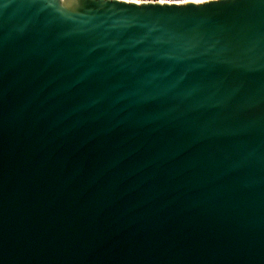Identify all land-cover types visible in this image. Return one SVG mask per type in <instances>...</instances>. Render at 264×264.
<instances>
[{"label": "water", "instance_id": "95a60500", "mask_svg": "<svg viewBox=\"0 0 264 264\" xmlns=\"http://www.w3.org/2000/svg\"><path fill=\"white\" fill-rule=\"evenodd\" d=\"M0 264H264V0H0Z\"/></svg>", "mask_w": 264, "mask_h": 264}, {"label": "built area", "instance_id": "2783aa9c", "mask_svg": "<svg viewBox=\"0 0 264 264\" xmlns=\"http://www.w3.org/2000/svg\"><path fill=\"white\" fill-rule=\"evenodd\" d=\"M128 1H133V2H138V1H169V2H177V1H185V0H128Z\"/></svg>", "mask_w": 264, "mask_h": 264}]
</instances>
